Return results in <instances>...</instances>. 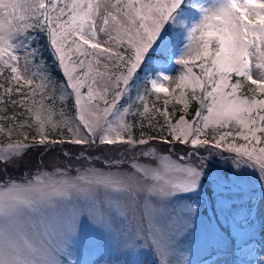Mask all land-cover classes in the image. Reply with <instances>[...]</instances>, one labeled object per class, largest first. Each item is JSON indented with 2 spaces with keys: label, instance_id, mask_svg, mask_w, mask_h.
Listing matches in <instances>:
<instances>
[{
  "label": "snow or ice",
  "instance_id": "obj_1",
  "mask_svg": "<svg viewBox=\"0 0 264 264\" xmlns=\"http://www.w3.org/2000/svg\"><path fill=\"white\" fill-rule=\"evenodd\" d=\"M0 113V264H264V0H0Z\"/></svg>",
  "mask_w": 264,
  "mask_h": 264
},
{
  "label": "rangeland",
  "instance_id": "obj_2",
  "mask_svg": "<svg viewBox=\"0 0 264 264\" xmlns=\"http://www.w3.org/2000/svg\"><path fill=\"white\" fill-rule=\"evenodd\" d=\"M65 135H67V133H65ZM59 148H62V149H65L67 151H69L70 153H74L75 155L73 156V162L70 164L69 163V160L67 158H63L62 157V153L58 152L55 154L56 155V159L54 161V163H56L57 165H63L65 167H69L71 169H73V173L72 174H75L74 173V170L78 167H80L79 164L75 163V158L76 156H79V154L81 152H84V153H92V156H93V159H95L96 157H99L100 158V161H101V164H96L95 166L96 167H103V164H102V161H103V157L100 156V152H97L95 151L94 149L92 148H88L87 146H77V145H61L59 146ZM89 152H88V151ZM31 153V152H30ZM107 155H112L110 153H105ZM46 160L48 161H51V157H45ZM26 161H29L31 162L32 164H37L40 162V156H39V153H36V155H32V154H28V156L25 158ZM9 172H11L13 175H16L18 176L20 173L17 172L16 170L10 168L9 169ZM256 197H257V208L260 207V203H259V199H260V193H259V190H257V193H256ZM259 225H260V221L259 219L256 220V233H255V236H254V240H253V244H254V247L255 248H259L260 247V244H261V241H262V236L260 234V230H259ZM237 254V257H239L241 254L239 252H236ZM206 255V254H204ZM188 257L189 259H199L200 257H195V256H192L191 253H188ZM245 259H251L250 256H245L244 257ZM208 260H218L221 262V264H224L225 261H229L230 262V254H216V255H213V256H208L207 257Z\"/></svg>",
  "mask_w": 264,
  "mask_h": 264
},
{
  "label": "trees",
  "instance_id": "obj_3",
  "mask_svg": "<svg viewBox=\"0 0 264 264\" xmlns=\"http://www.w3.org/2000/svg\"><path fill=\"white\" fill-rule=\"evenodd\" d=\"M247 88H248V85L246 84V85H245V88H244V91H245V92H247ZM193 107H194V106H193ZM11 111H12V110H11V108H10V109H9V113H10ZM0 115H3V113H0ZM188 118L191 119V114H189ZM139 131H140V130L137 129V133H136L137 135H139ZM144 131L148 132L149 129L145 128ZM151 134H152V135H156L155 132H152ZM3 142H4V143H7V139L5 138V139L3 140ZM65 145H70V144H65ZM87 151H88V150H87ZM88 152H89V151H88ZM36 153H37V152L33 151V152L29 153V155H30V154H32V155H36ZM89 153H90V152H89ZM99 155L102 156L101 154H99ZM102 157H103V156H102ZM98 164H101V163H98ZM22 167H23V166H22ZM230 256H231L230 261H232L233 259H235V258L237 257V254H235V256H233L232 254H230Z\"/></svg>",
  "mask_w": 264,
  "mask_h": 264
}]
</instances>
